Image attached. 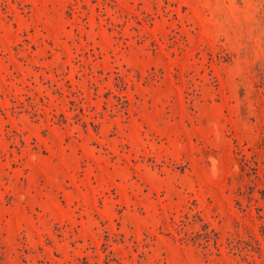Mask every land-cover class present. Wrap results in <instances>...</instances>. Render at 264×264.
Instances as JSON below:
<instances>
[{
	"label": "rangeland",
	"instance_id": "obj_1",
	"mask_svg": "<svg viewBox=\"0 0 264 264\" xmlns=\"http://www.w3.org/2000/svg\"><path fill=\"white\" fill-rule=\"evenodd\" d=\"M0 264H264V0H0Z\"/></svg>",
	"mask_w": 264,
	"mask_h": 264
}]
</instances>
